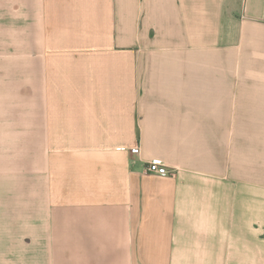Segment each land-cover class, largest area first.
Segmentation results:
<instances>
[{"label": "crops", "instance_id": "obj_1", "mask_svg": "<svg viewBox=\"0 0 264 264\" xmlns=\"http://www.w3.org/2000/svg\"><path fill=\"white\" fill-rule=\"evenodd\" d=\"M0 264H264V0H0Z\"/></svg>", "mask_w": 264, "mask_h": 264}, {"label": "built area", "instance_id": "obj_2", "mask_svg": "<svg viewBox=\"0 0 264 264\" xmlns=\"http://www.w3.org/2000/svg\"><path fill=\"white\" fill-rule=\"evenodd\" d=\"M135 150H140L139 146L135 148ZM147 171L149 173L158 174V175H169L173 174L174 170L170 169L167 165L152 161L147 165Z\"/></svg>", "mask_w": 264, "mask_h": 264}, {"label": "rangeland", "instance_id": "obj_3", "mask_svg": "<svg viewBox=\"0 0 264 264\" xmlns=\"http://www.w3.org/2000/svg\"><path fill=\"white\" fill-rule=\"evenodd\" d=\"M4 153H6V152H4Z\"/></svg>", "mask_w": 264, "mask_h": 264}]
</instances>
